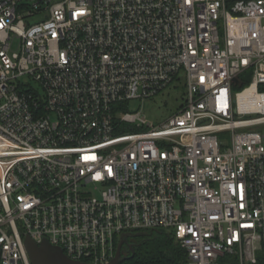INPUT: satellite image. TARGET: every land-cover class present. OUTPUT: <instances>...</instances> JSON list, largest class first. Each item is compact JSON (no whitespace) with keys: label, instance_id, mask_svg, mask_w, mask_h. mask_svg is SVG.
I'll use <instances>...</instances> for the list:
<instances>
[{"label":"built area","instance_id":"obj_1","mask_svg":"<svg viewBox=\"0 0 264 264\" xmlns=\"http://www.w3.org/2000/svg\"><path fill=\"white\" fill-rule=\"evenodd\" d=\"M171 85L158 124L125 110ZM156 229L185 264H264V0H0V264Z\"/></svg>","mask_w":264,"mask_h":264},{"label":"trees","instance_id":"obj_2","mask_svg":"<svg viewBox=\"0 0 264 264\" xmlns=\"http://www.w3.org/2000/svg\"><path fill=\"white\" fill-rule=\"evenodd\" d=\"M245 80L244 83H247ZM136 245L133 255L122 264L176 263L185 264V253L175 239L162 229L133 233Z\"/></svg>","mask_w":264,"mask_h":264},{"label":"rangeland","instance_id":"obj_3","mask_svg":"<svg viewBox=\"0 0 264 264\" xmlns=\"http://www.w3.org/2000/svg\"><path fill=\"white\" fill-rule=\"evenodd\" d=\"M184 93V88L178 87V89H174L173 85H171L167 90L160 92L154 97L145 99L144 101L137 98L130 100L126 103L125 110L132 113L140 111L141 114L146 116L150 124L156 125L174 112L177 106L183 101ZM222 137H224V134ZM130 240L134 243L135 247V237H130Z\"/></svg>","mask_w":264,"mask_h":264},{"label":"water","instance_id":"obj_4","mask_svg":"<svg viewBox=\"0 0 264 264\" xmlns=\"http://www.w3.org/2000/svg\"><path fill=\"white\" fill-rule=\"evenodd\" d=\"M128 235H122L117 245L115 256L107 264H119L133 255V244L128 245V250L132 252L131 256H122L121 253V247L123 243L127 242ZM24 245L31 264H90L69 258L60 246L51 244L47 239H43L41 242L37 243L27 235L24 239Z\"/></svg>","mask_w":264,"mask_h":264},{"label":"flooded vegetation","instance_id":"obj_5","mask_svg":"<svg viewBox=\"0 0 264 264\" xmlns=\"http://www.w3.org/2000/svg\"><path fill=\"white\" fill-rule=\"evenodd\" d=\"M129 244H133V242H131V240H130V237H129V239H127V242L125 243V246H123V247L127 248V247H129L128 246ZM126 248H122L121 249L122 256H131L132 252L131 251H126L127 250Z\"/></svg>","mask_w":264,"mask_h":264}]
</instances>
